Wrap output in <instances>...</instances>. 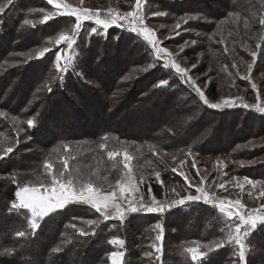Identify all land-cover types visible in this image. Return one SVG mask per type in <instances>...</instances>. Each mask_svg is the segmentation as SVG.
<instances>
[{"label": "trees", "instance_id": "obj_1", "mask_svg": "<svg viewBox=\"0 0 264 264\" xmlns=\"http://www.w3.org/2000/svg\"><path fill=\"white\" fill-rule=\"evenodd\" d=\"M117 1L120 6L132 2ZM196 1L145 0L144 7L149 20L159 25L177 24L175 19L186 14L201 17L180 26L200 30L184 34L183 40L201 42L202 46L196 45L197 52H204L206 64L212 66L215 76L205 94L214 99L225 72H243L245 63L252 58L248 49L259 45L258 62L262 61V67L257 72L264 71V24L260 23L264 19V0H214L220 9L205 7V3L200 6ZM52 11L55 10L47 0H14L0 14V145L13 147L12 153L0 159V252L5 248L13 250L11 255H0V264H109V254L115 250L112 239L124 241L123 246H117L124 252L123 264H195L186 251L188 247L196 246L198 241L214 248V242L226 234L228 218L211 204L196 203L159 216L131 214L124 221L105 220L90 205L70 204L45 217L33 231L27 210L12 207L16 203L14 194L19 186L36 182L37 178L49 179L46 161L56 173L67 159L68 173L80 179L87 176L86 168L92 161L108 175L121 174L123 152L139 165L161 163L158 152L185 148L200 155L226 152L232 162L250 161L261 149L245 153L236 146L264 132V119L242 109L220 112L203 105L177 74L163 67L166 59H156L143 39L114 28L89 38L92 22L84 23L70 49L74 71L58 75L55 52L64 45H55V37L61 32L71 34L75 20L65 15L43 22L45 13ZM156 11L166 15L153 16ZM229 13L238 16L236 30L230 24L220 27V19ZM26 19L32 23L25 25ZM44 47L51 50L37 58ZM162 79L168 80L169 86L153 87ZM126 99L130 102L124 107ZM111 112L115 121L108 117ZM227 115L232 118L231 125ZM29 118H34L33 127L27 125ZM58 121L70 127L57 125ZM52 125H57L54 132ZM225 128H229L232 140L224 147L220 142ZM81 142L84 148L79 146ZM101 143L106 148L101 149ZM18 150H30V154L23 153L15 160ZM109 151L119 155L109 158ZM232 162L231 168L238 171L239 166ZM262 172H255V177L264 181ZM160 174L162 183L151 178L142 183L144 197L152 195L161 200L181 184L168 168ZM89 219L97 223L86 224ZM157 224L163 228L159 253L153 247L161 246V241L156 240ZM79 229L88 235H81ZM20 231L25 232L24 237L16 235ZM245 241V264H264V225H258ZM200 251L207 249L201 247ZM149 252L151 256L145 255ZM237 261L238 247L225 245L208 253L203 264Z\"/></svg>", "mask_w": 264, "mask_h": 264}, {"label": "snow or ice", "instance_id": "obj_2", "mask_svg": "<svg viewBox=\"0 0 264 264\" xmlns=\"http://www.w3.org/2000/svg\"><path fill=\"white\" fill-rule=\"evenodd\" d=\"M49 5H52L55 11L47 12L43 16V22L52 20L56 16H69L75 18V23L71 28V34L68 32H61L57 37H55V45H66L67 49H72L76 44V37L79 36L81 30L84 28L85 21L93 22L88 35L89 38L91 35L97 34L99 31L106 32L112 26L124 27L125 22L128 29L135 33L137 36H142L144 40L151 46L153 49V54L156 59H165L169 55V50L165 47H161V41L155 37V33L152 29L145 26V17L142 14V8L144 0H135V4L132 7L131 11L124 13H119L112 9H109L107 15L102 18L101 10L97 9L95 11L87 8H73L70 4L66 3L65 0H47ZM80 3L83 4L84 0H80ZM14 4V0H4V3H0V14H4L6 9ZM43 11V10H41ZM153 16H164L165 12L156 11L152 13ZM229 15H233L229 13ZM201 18L198 15H182L180 21L187 23L189 20H195ZM25 25L31 24L32 21L24 20ZM261 24H264V19H261ZM176 28L180 27V22L178 21L175 25ZM119 39V37H116ZM196 41L193 40L192 44H195ZM186 45L180 46V51H184ZM259 48V45H257ZM51 49L44 47L38 51L37 58H43L46 53ZM64 49L59 48L55 52V64L54 67L58 75H65L69 73V70L74 71L72 58L63 56ZM178 55V54H177ZM253 57V63L257 57V52L253 51L251 53ZM31 55L28 56V59H31ZM64 61V62H62ZM153 65H149L152 67ZM165 68L175 69L176 74L181 79V82L186 84L191 90L199 97V100L203 105L211 109H223L234 107L237 101L242 100L241 97H227L221 98L216 102L209 100L205 94L204 88L200 87L197 84V81L189 75L191 69L181 68L179 64L167 60L163 64ZM196 64H192L191 68H196ZM235 67V65H233ZM252 64L248 65V71L251 73ZM81 75L80 73H77ZM207 76V73H205ZM245 80H250V75L241 77ZM124 79H128L127 76ZM208 81H205L207 84ZM169 86V81L162 79L158 81L157 84L153 87ZM257 86L253 83L252 88L255 89ZM48 91L51 92V88L48 87ZM245 108H255L258 113L264 114V103L261 102L259 95L257 96V103L253 105L243 104ZM27 125L29 127L34 126V118H29L27 120ZM22 131V129H21ZM19 135V133H18ZM31 139V137H28ZM107 140V136L104 137ZM19 143V141H17ZM251 143V142H249ZM247 145H245L246 147ZM101 149L106 148L105 143L99 145ZM67 149V146H65ZM13 152V147L8 146L3 149V152H0V159L4 158L8 154ZM109 158H112L116 155H119L117 152L109 151L107 153ZM188 156L192 155L191 148H189ZM132 157L125 152L123 155L124 168L127 171L124 173V177L117 179L115 184H109L108 190H105L102 187L95 186L91 180H81L80 177L72 176L68 173V161L67 159L63 162L62 170L57 171L56 173L52 172L53 165L49 162H45L44 168L49 179L41 180L37 178L36 182H30L24 184L17 188L15 192V198L18 200V203L12 205L13 208H23L27 209L30 213L29 225L33 231L37 230L40 227V222L44 220L45 217H48L50 214H55L60 210L65 209L67 205L70 204H85L90 205L99 213L105 220L108 219H118L124 221L126 216L134 213H164L166 210H171L173 205L184 206L191 203H200L211 204L213 207H217L219 212L226 214L228 221L225 224V235L218 241L214 242V248L218 250L219 248L225 245H234L238 247V260L239 264H245V239L249 234L257 228L258 225H264V202L260 203L259 208L247 209L246 205L242 203L241 199H235L230 201H225L220 199L217 203L218 198L215 196V193L209 192L203 184L205 183L204 179L201 178L199 184L195 185V194L189 192L187 195L181 196L179 192H176L173 189V192L179 199H175L171 204L166 202L157 201L156 198L152 197V202L150 204H145L143 202V197L133 198V194L138 192V184L133 183L134 177L132 175V170L129 167V161ZM184 161H181L183 164ZM193 167H195V162L193 161ZM78 171V170H77ZM173 172H176L177 169L173 168ZM181 176H184L185 181L188 183L189 187H192L191 181L188 180V177L181 170L179 172ZM160 172L155 173V177L160 181ZM197 175L199 172L197 171ZM144 177H140V183H143ZM235 181V186L240 188L243 192L245 185L251 186L252 189H255L257 185L261 186L259 196L264 198V181L253 180L248 177H243V182H239V178H233ZM162 183V181H160ZM215 183V181H213ZM219 189L227 190L225 182H221L217 185ZM251 195V191H249ZM126 202V203H125ZM88 225H94L97 222L95 220L85 221ZM71 227L75 228L76 225L72 224ZM156 228L159 229V232L156 236L157 241H161V246L153 247L157 253L161 252L162 249V240H163V228L160 224L156 225ZM81 235H88V232L84 229H79ZM18 237H24L25 232H17ZM112 245L123 246L124 241L120 239H112L110 241ZM196 246L188 247L186 249L187 253L191 255V260L195 264H203V261L206 259L208 253L214 250L213 245H200V242H195ZM204 247L207 249V252L200 251V248ZM12 249L5 248L0 255H11ZM59 251V249H55ZM145 255L151 256L152 253H146ZM123 251H113L109 254L110 264H123Z\"/></svg>", "mask_w": 264, "mask_h": 264}, {"label": "rangeland", "instance_id": "obj_3", "mask_svg": "<svg viewBox=\"0 0 264 264\" xmlns=\"http://www.w3.org/2000/svg\"><path fill=\"white\" fill-rule=\"evenodd\" d=\"M186 1V0H185ZM211 0H197L196 2L199 3L201 6L202 4L205 3V7L209 6L210 8H219V4L216 1H211ZM66 3L70 4L73 8H87L91 9L93 11L99 9L101 10V16L102 18L107 15V12L109 9H112L114 11H117L119 13H124L127 11H131L133 5L135 4V0H132V2H127L124 3V5L120 6L118 5L117 0H84V3L81 4L80 0H65ZM145 6V0L143 3V8H142V14L145 17V26L152 29L155 33V37L163 43L160 45L161 47H165L169 50V55L165 58L167 60H171L177 64L180 65L181 68H186V69H191L189 72V75L192 76L193 79L197 81V84L204 88L209 85L214 84L215 82V76L213 75V70L212 66L206 64V57L203 51L197 52V46H202L201 42L196 41L195 44H192V41L190 40H183V35L189 32H200V30L193 31V29H181V26L179 28H176L175 25H164V24H155L149 20V13H147V9L144 7ZM53 7V6H52ZM55 10V9H54ZM69 17V16H68ZM74 18V17H70ZM151 18V17H150ZM75 20V18H74ZM220 23L223 26H226L228 24L233 25V28L235 29V25L238 22V16L236 15H229L225 14V16L220 19ZM180 22V25H182L183 21H180V18H176L175 22ZM91 23V21H85L84 23ZM93 23V22H92ZM233 23V24H232ZM111 28V27H110ZM158 30H161V32ZM236 30V29H235ZM236 34V32H231V34ZM260 32L259 34H261ZM143 39V37L141 36ZM144 40V39H143ZM146 43L147 41L144 40ZM148 44V43H147ZM181 45H186L184 47V51H180V46ZM197 45V46H196ZM150 46V45H149ZM64 49L63 56L64 57H71L73 59V52L71 53L70 49H67V46L64 45L61 47ZM227 52L231 55H233V51L231 49H226ZM255 51L257 52V57L255 59V62L253 63V57L251 53ZM153 52V51H152ZM249 55L252 57L250 61L246 62L245 64V69H243V72L235 70V74L231 75L230 73L228 74L225 72L227 75H225L222 79L218 81V91L216 98L210 99L209 100L216 102L217 100L221 98H227V97H241L242 100L237 101L236 105L231 108H223V109H213L216 111H233L234 109H242L249 111L251 113L257 114L259 118L264 119V114L258 113L255 108L250 109L243 107V104H248V105H253L257 103V96L259 95L261 102L264 103V71L257 72L261 67V62H258V57L261 54V51L256 49H248ZM178 54V55H177ZM163 60V59H161ZM263 60V59H262ZM129 61H132V58L129 59ZM64 62V61H62ZM196 64L197 67L192 69L191 65ZM252 64V70L251 73L248 71V65ZM206 68V69H205ZM224 71L227 70V68L223 67ZM169 70L173 73L176 74L175 69L169 67ZM205 73H207V76H205ZM250 75V80H245L242 79L241 77ZM178 76V75H177ZM235 77V78H234ZM214 79V80H213ZM213 80V82H212ZM233 80L236 81L238 84H234ZM205 81H208L207 84H205ZM255 84L257 87L255 89L252 88V84ZM130 85V83H129ZM188 89H191L187 87ZM207 96V95H206ZM130 102L129 99H126L125 101V106H127ZM225 116V115H224ZM223 116V117H224ZM110 117L113 121H115V118L113 117L112 112L108 116ZM227 122L231 125L232 124V118L230 119V115H227ZM205 118H207V115H205ZM226 118V117H225ZM59 123L57 125H62L64 127H70L69 123H61V121H58ZM141 124V123H140ZM57 125H52L50 127L51 131L54 132L56 130ZM261 127V126H259ZM263 129V127H262ZM256 136L253 137V139L247 141L243 145H238L236 148H240V151H243L245 153H249V151L253 150H259L257 152V156L252 157L250 161H233L230 160L228 153L226 152H218L214 154H203L200 155L197 152L192 151V155L188 156L186 155L189 151V148H185V150H181L178 152H158V156L160 158L161 163H153V164H133V159L129 161V167L132 170V175L134 177L133 183L138 184V192L133 194V198H138V197H143V202L145 204H150L152 202V195H149L148 197H144L142 193V183H140V177H144V182L146 180L151 179H156L155 173L156 172H161L163 169L168 168L169 170L172 171L173 168H176L177 171L174 172L178 176V178L181 180V184H176L174 186V189L176 192H179L181 196L189 194L191 192L192 194H195V185L199 184L201 178L204 179L205 183L203 184V187H205L209 192L215 193V196L218 198V200L223 199L226 202L230 200H235V199H241L242 203H244L247 207V209H254V208H259L260 203L264 202V198H261L259 196V192L261 189L260 185H257L255 189H252L251 186L245 185L244 191L242 192L240 188L235 186V181H233V178H239V182H243V177H248L253 180H258V181H263L261 179H258L255 177V172L257 173L260 171V173H264V168H261V166H264V132H262ZM230 130L229 128H225V133L223 138L221 139V146H226L227 142H230L232 139L230 137ZM229 135V136H228ZM251 142V143H249ZM245 145H247L245 147ZM4 143H2V146L0 145V152H3V149L6 147ZM79 146H85V143L81 142L79 143ZM239 151V152H240ZM29 151H16L14 155V159L17 160L20 158L21 154H30ZM186 152L185 158L183 153ZM254 152V151H253ZM118 153V152H117ZM129 154V153H128ZM123 155L124 152L121 153L120 155V164L121 168L123 169L121 174H115L114 176L108 175L105 170H103L100 165L95 164V161H92L89 163V167L86 168V171L88 172L87 176L85 178H82L81 180H91L95 186H99L104 188L105 190H108L109 184L114 185L115 181L117 179H121L124 177V173L127 171V169L124 168V161H123ZM181 161H184L183 164H181ZM193 161L195 162V167H193ZM231 162L235 165L239 166V170L237 171L236 169L231 168ZM75 164L78 165V162H75ZM85 167V166H84ZM165 167V168H164ZM183 171L184 174L188 177V180L191 181L192 187H189L188 183L185 181L184 176H181L179 174L180 171ZM197 171L199 172V175H197ZM251 173L252 175H249L248 173ZM89 173L91 175H89ZM85 176V175H84ZM83 176V177H84ZM215 181V183H213ZM221 182H225V186L227 190L219 189L217 185H219ZM17 191V190H16ZM249 191H251V195H249ZM179 199L175 195V193L172 190V193L166 194V197H164L161 200V202H166L168 204H171L173 200ZM16 203H18V200L15 198ZM126 203V202H125ZM203 203V202H200ZM196 203H191L189 202L188 204L184 206H179V205H173L171 210H166L164 212H170L176 208H181L185 207L188 205H193ZM216 209L219 211V209L216 207ZM27 210V209H26ZM28 212V210H27ZM29 214V219H30V213ZM141 215V216H147V215H157L159 216L160 214L163 213H134L132 215ZM222 214V213H221ZM131 215V214H129ZM224 217L227 218L226 214H222ZM128 216V215H127ZM118 220V219H115ZM255 232L253 230L249 236ZM248 236V237H249ZM247 237V238H248ZM246 240V239H245ZM118 245H115V250L114 251H122ZM245 249L247 250L248 247L246 246V241H245ZM110 264V260H109ZM239 264V260L237 263Z\"/></svg>", "mask_w": 264, "mask_h": 264}, {"label": "built area", "instance_id": "obj_4", "mask_svg": "<svg viewBox=\"0 0 264 264\" xmlns=\"http://www.w3.org/2000/svg\"><path fill=\"white\" fill-rule=\"evenodd\" d=\"M111 28H114V29H116V30H119V31H121V32H123V33H125V34H128V35H132V36H136V37H140L141 38V36H137L135 33H133V32H131L129 29H128V27H127V24H126V22H125V26L122 28V27H120V26H112ZM142 39V38H141ZM219 202V200H217V203ZM164 214V213H163Z\"/></svg>", "mask_w": 264, "mask_h": 264}]
</instances>
